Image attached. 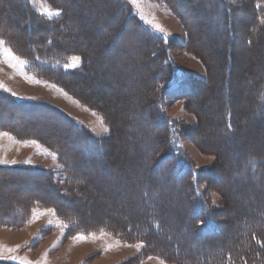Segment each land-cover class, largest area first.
Instances as JSON below:
<instances>
[{
	"label": "rangeland",
	"instance_id": "rangeland-1",
	"mask_svg": "<svg viewBox=\"0 0 264 264\" xmlns=\"http://www.w3.org/2000/svg\"><path fill=\"white\" fill-rule=\"evenodd\" d=\"M60 1L66 3L69 19L72 18L64 29L70 34L61 37V42L65 47L74 45L84 49L86 56L92 59L88 69L76 76L79 80L74 85L92 94L98 103L104 102L120 129L116 133L113 123L60 83L26 70L29 78H37L39 83L31 87L32 80L28 78L26 98L30 99H19L60 109L100 139L105 153L102 159H96L99 154L92 146V160L86 159L82 147L73 146L81 137L73 133L66 119L43 110V106L16 109L0 99L3 112L10 109L13 113L3 116V121L29 131L37 129L40 134L50 132V137L62 139L76 152L73 170L81 179L71 181L68 178L62 155L48 144L36 138L23 139L14 131H0V211H3L0 213V262L175 264L158 252L150 251L149 240L138 236H131V239L110 226L96 225L110 220L133 223L139 219L148 223L150 215L159 213L165 224V237L172 234L182 252L199 247L185 240L189 214L184 212L186 202L182 199L181 188L161 180V168H148L155 125L148 120L146 108L142 111L139 108L144 101L142 93L145 89L147 94L150 92L148 87L153 84L157 63L148 59L146 47L141 48L142 34L130 23L119 24L120 11L113 6V0ZM167 1L170 0H137L135 5L130 4L141 22L154 30V24L163 29L159 32L167 38V46L161 44L157 51L163 49L162 58L167 57L177 77L190 76L209 87L198 95L199 101L193 102L186 97L168 95L159 86L153 100L159 98L160 113L175 128L174 132L169 131L172 145H178L181 154L187 155L201 171L200 185L215 208L217 218L229 220L226 228L229 235L238 230L240 217L254 214V207L264 208V179L258 180L252 171L238 170L240 165L249 169L251 158L257 156L264 166V93L261 94L264 88V13L258 18L248 3L237 10L233 16L235 35L232 39L218 24L221 15L213 12L216 9L213 0H171L190 17L186 24ZM29 3L40 15L35 8L62 11L48 0H29ZM0 4L3 22L15 24L12 28L27 38L29 31L25 26L29 22L21 5L15 0H0ZM260 23L263 27L260 25L256 29ZM38 28L40 33H35L33 38H43L44 29ZM189 30L191 42L187 43ZM0 39L5 41L0 45V68L16 73L12 78L0 73V85L20 95L11 86H21L23 78L19 74L25 73L27 61L12 50L4 38ZM4 48L10 49L11 56L3 51ZM229 56L233 69L238 70L230 84L226 73ZM72 57L80 58L75 67L68 66L76 63ZM82 60L80 54H73L65 67L77 68ZM229 105L234 109L236 130L226 134L224 111ZM155 107L150 104L149 109ZM36 169L54 173L53 181L47 183L34 175ZM205 170H213L218 178L207 176ZM10 171L12 178L5 175ZM261 171L264 172V167ZM151 180H157V185L153 186ZM220 184L226 188L227 196L222 193ZM41 191L46 192V200L38 196ZM225 212L227 214H223ZM6 213L15 219L5 217ZM81 235L85 238H77ZM137 244L142 246L137 248ZM13 256L18 259H10Z\"/></svg>",
	"mask_w": 264,
	"mask_h": 264
},
{
	"label": "trees",
	"instance_id": "trees-1",
	"mask_svg": "<svg viewBox=\"0 0 264 264\" xmlns=\"http://www.w3.org/2000/svg\"><path fill=\"white\" fill-rule=\"evenodd\" d=\"M48 1L53 6H57L62 9L59 16L47 18L46 16L40 15L38 12L34 11L30 6L29 0H15L16 4L21 5L20 7L24 10V16H27L29 23L27 27L25 26V28L26 31H29V36L26 38L25 34L21 35L17 33L15 31L16 29H13L15 24L11 25L7 22V20L4 23L2 17L0 16V37L6 40L15 53L25 57L27 61V69L29 71L39 77H46L63 85L69 92L76 96V98L104 115L106 119L109 120L110 124L113 123L112 128L116 129L117 133L120 126L114 123V119L110 116L105 103H98L97 99H95L92 94L83 92L79 86L74 85L75 82L77 81L76 83H78L79 80L76 76L88 69V67L92 64V59H89L88 55L86 56V51H84V49L82 50V48H78V46L74 45L72 47H65V45L61 42V37L66 34H70L64 29H67L69 23L68 21L72 18L69 19L70 14L67 11L65 2H58V0ZM170 1H167L168 5L173 8L175 13L184 19V23L186 24L187 19L190 17H188L184 11L180 10L175 1ZM246 3L252 5V11L255 12L258 18L262 15V13H264V0H235V3H233L232 0L212 1L214 8H216L213 12L217 11L216 15H221L218 20L219 23H217L219 26L221 25L230 36H232V39L235 35L233 16L236 14L237 10L247 6ZM113 6L117 7L120 11V19L118 20V22H120L119 24H122L124 21L125 23H130L131 26L142 34L143 40L140 43L141 48L146 47L148 59L151 62L155 61L157 63V66L153 71L155 75L153 84L148 87L150 95L146 93L147 89H145L142 93L144 94L142 95L144 101L139 108L141 111L146 108L149 117L148 120L152 125H155L153 133L154 143L151 146V152L148 154V168L149 170H154L157 167L159 169L161 168L160 176L162 179H160L164 182L170 181L181 188L183 193L182 199L186 202L184 212L189 214V217L187 218L188 220L185 224L188 238L186 237L185 240L189 243L199 245V247L191 252H182L181 246L175 242L176 240L172 237L170 232L168 233L171 234L169 235L170 237H165V224L163 218L158 215L159 213L150 215L148 223H143L139 219H137L136 222H133L134 224L130 221L123 223L110 220L107 221V223L100 221V223L96 225H98V227L100 225L103 227L110 226L120 232L122 236H126L131 239V236H138L142 239L149 240L148 244H150V251L153 250L158 252L165 259L172 261L175 264H264V208L254 207V214L240 217L238 219V226L236 227V230H238H234V232L227 235L226 228L229 220H219L217 218L215 208L205 195L200 185L202 180L200 175L201 171L194 166L193 162L187 157V155L181 154L180 147H178V145H172L170 132H174L175 128L169 123L167 118L160 113L159 98L157 97L153 100L154 96L158 93L157 91L160 86V90H166L168 95L186 97L194 102L197 100L201 91L209 87L208 84L201 83V81L199 83L198 81L191 79L190 76L177 77L178 73L172 70L170 65L171 63L166 59L167 57L164 59L162 58L163 55L161 52L163 49H161V51H157L159 45L162 44L163 47L167 46V43L165 42L167 38L158 30H154L145 23L141 22L138 19L133 6L127 0H113ZM0 8H2V5ZM16 15L18 16L17 12ZM218 24L215 23V25ZM260 25L263 27V24L260 23L257 25L256 29L260 28ZM47 26L49 27L47 28ZM38 27H40V29H44V33L41 34L43 38L39 36L37 37L38 39L33 38L35 33H40V31H38ZM187 32V43H190V30ZM232 41L229 43L232 44ZM249 41L246 45H249ZM148 44H150V46ZM229 52H231L230 49ZM73 54H80L83 59L82 63L77 68H66L65 66L69 63L70 56ZM164 54L166 55V53ZM230 56L226 71L229 84L234 73H238V70L236 71L232 67V58ZM75 86L81 91H79V89ZM227 88V93L230 96L229 86ZM263 93L264 88L261 90V94ZM0 99L3 102L5 101L9 103L11 105L10 108L14 106L15 108L26 107L34 109L37 105L43 106L45 109L40 107L38 108L46 110L50 113L52 112L58 118H63L64 120L66 119L70 127L73 129V133L81 137L74 142L73 146L82 147L83 151H85L84 157L86 159L92 160V151L90 149L92 146L96 153L99 154L96 159H102L104 156L103 154L105 153V149L102 141L89 134L80 122L71 119L70 116L60 109L51 105L41 104L39 102L21 100L15 97L13 98L3 89H0ZM150 104L156 107L149 109ZM7 114L10 115L13 113L10 109L3 112L0 108V131H14L23 139L36 138L41 140L44 144H48L52 148L58 150L65 162L66 174H68V178H70L71 181H77L79 178V175L77 174L79 173L73 170V163H75L73 159L77 155L76 152L71 151L70 147L66 146L62 139L50 137V132L40 134L37 129H35V131H31L30 129L29 131L27 129H23L18 124L3 121V116ZM235 118L234 109L231 105H229L224 111V127L226 129V134L233 133L236 130ZM263 167V160L257 156L251 158L249 169L240 165L238 170L241 171L245 169L249 170V172L252 171L256 174V177L258 176V180H261V178L264 179V172L261 171ZM36 170L37 171L34 175L42 178L43 181H53L52 174L54 175V173L47 170ZM212 171L213 170H205L204 173H206L209 177L218 178V176H214L215 174L212 173ZM5 175L9 177L11 175V178L13 177L11 171L9 174ZM150 182L153 186L157 185V180H151ZM49 183L51 184V182ZM220 185L222 187V193L224 194L226 192V188L222 184ZM41 192L42 193L38 196L41 200H46V192ZM145 193L148 197V191H145ZM226 196L224 197L225 200H227ZM2 212L3 211L1 210L0 213ZM223 214L227 213L225 212ZM6 216L7 213L5 217ZM7 217L13 220L15 219L12 218L11 215H8ZM0 218L2 217L0 216ZM222 241L224 242L220 244ZM170 244H172L173 247L169 249L166 246ZM0 263L6 264L3 262Z\"/></svg>",
	"mask_w": 264,
	"mask_h": 264
},
{
	"label": "snow or ice",
	"instance_id": "snow-or-ice-1",
	"mask_svg": "<svg viewBox=\"0 0 264 264\" xmlns=\"http://www.w3.org/2000/svg\"><path fill=\"white\" fill-rule=\"evenodd\" d=\"M232 2L233 3H235V0H232ZM130 3H132V4H136L137 3V0H130ZM40 12H41V14L42 15H47L49 18H51V17H53V16H59L60 14H61V12H60V10H52V9H50L49 7H42L41 9H40ZM151 23V22H150ZM154 26V28L156 29V30H158V31H163V29L161 28V26L159 25V24H154L153 25ZM5 43V41L3 40V39H0V45H3ZM3 51L7 54V55H9V56H11V51H10V49H7V48H4L3 49ZM16 59H18V58H16ZM72 60L73 61H75L76 63H73V64H71V65H68V66H70V67H75L78 63H79V61H80V58L79 57H72ZM21 63H23V61H20ZM0 87H3V85H0ZM230 127V126H229ZM105 131H107V129H105ZM4 135H7V133H4ZM33 143H35V141H33ZM49 211H51V209H49ZM101 234L103 235V230L101 229ZM94 235V234H93ZM77 238H79V239H84L85 237H83L82 235L81 236H78ZM137 246V248H139V247H141L142 245L141 244H137L136 245ZM9 251H12L11 249H9ZM10 259H18V257H15V256H13V257H10ZM21 264H30V262L29 261H27V260H22L21 261Z\"/></svg>",
	"mask_w": 264,
	"mask_h": 264
},
{
	"label": "crops",
	"instance_id": "crops-1",
	"mask_svg": "<svg viewBox=\"0 0 264 264\" xmlns=\"http://www.w3.org/2000/svg\"><path fill=\"white\" fill-rule=\"evenodd\" d=\"M35 9L40 12V9L39 8H35ZM9 70H10V72H9ZM26 70H27V66H26V69H25V73L24 72H21L19 74V76H22V78H23V79L20 80L21 86H23V88L20 85H17V84H14V85L11 86L13 89H16V92H19L20 95L14 94V92L11 91V88L10 87H5V85L3 87H1V88L4 89V90H6V91H8L9 93H11L12 95H14L18 99L19 98H22V99H30V98H26V85H28L27 82H30L28 80L31 79L32 80L31 87H33V86H36V82H38L39 80L37 78H29V74L27 73ZM0 73H3L5 75H7V77H9V78H12V77H14L16 75V73L14 71H12L11 69L4 70V68H0ZM34 80H35V82H33Z\"/></svg>",
	"mask_w": 264,
	"mask_h": 264
}]
</instances>
